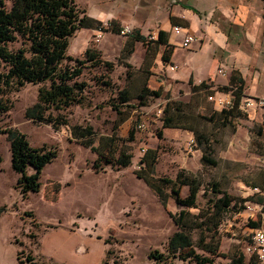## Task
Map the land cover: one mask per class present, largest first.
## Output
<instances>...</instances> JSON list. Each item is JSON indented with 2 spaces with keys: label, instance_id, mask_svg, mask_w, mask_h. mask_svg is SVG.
<instances>
[{
  "label": "rangeland",
  "instance_id": "374dc122",
  "mask_svg": "<svg viewBox=\"0 0 264 264\" xmlns=\"http://www.w3.org/2000/svg\"><path fill=\"white\" fill-rule=\"evenodd\" d=\"M75 1L89 15L99 10L108 15L96 27L78 28L70 36L68 51L83 57L84 49L92 46L112 65L85 63L80 78L87 82L86 97L60 111L66 122L58 127L25 116L26 107L36 100L40 83L26 82L0 93L1 101L10 105L7 111H0V207H4L0 211V264H32L28 255L36 259L35 264H95L97 240L101 245L97 264H157L148 253H167V239L177 228L169 213H177L181 208L192 213L202 207L209 209L206 207L210 199L223 192L233 199L218 226L220 254L214 255V260L223 263L234 251L249 257L245 231L249 219L246 212L239 214L236 210L257 202L258 195L264 197L260 187L264 180V111L242 110L223 125L209 118L219 108L209 95L227 92L224 86L229 83V75L235 73L233 68L246 77L258 73L264 79V2L157 0L154 10L140 0ZM6 2L9 5L10 0ZM190 5L199 13L196 29L187 26L189 30L203 39L206 29L216 25L225 32L228 44L216 46L210 41L198 49L195 43H176L171 58L164 61L163 46L150 40L145 52V43L132 40L138 28L135 24L143 23L144 28L147 22L149 29H138L147 41L156 37L164 23L168 38L180 39L171 32V25L186 26L183 13L192 11L185 9ZM176 9L181 13L177 14ZM126 13L131 15L134 25L122 19ZM169 13L173 15L170 20ZM114 15L116 18L110 19ZM124 25L133 27L132 32L122 33ZM100 26L103 32L99 36ZM9 45L16 47L20 41ZM212 61L214 78L204 79L208 86L198 87L200 80L195 82L192 77L186 80L189 68L198 77L207 72ZM172 63L179 67L170 68ZM219 68L227 76H221ZM183 75L186 81L172 78ZM144 85L157 89L159 94L138 97ZM122 90L128 93L127 100H121ZM260 90L264 92V86ZM169 100L177 101L185 109L187 119L197 115L193 123L207 140L201 137L198 142L194 132L185 127L163 126V107ZM74 125H91L92 132L76 136ZM10 126L24 132L32 145L47 144L57 149L53 160L41 168L39 189L25 198L15 186L19 173L11 166L10 143L3 131ZM110 135L116 154L119 149L132 154L129 165H93L97 153L84 141L103 149L105 137ZM146 148L155 153L154 175L174 178L182 171L199 180L196 206L179 205L172 196L162 204L158 195L135 174ZM203 153L215 162L203 160ZM34 171L32 165H27L26 172ZM164 189L169 192V186ZM180 193H188L186 184L181 186ZM26 211L32 214L27 216ZM198 234L197 229L192 230L194 243ZM77 246L88 247V252L76 251ZM197 250L209 254L198 247ZM159 264L196 263L168 255Z\"/></svg>",
  "mask_w": 264,
  "mask_h": 264
},
{
  "label": "trees",
  "instance_id": "16d2710c",
  "mask_svg": "<svg viewBox=\"0 0 264 264\" xmlns=\"http://www.w3.org/2000/svg\"><path fill=\"white\" fill-rule=\"evenodd\" d=\"M86 13L85 9L78 6L75 0H0V93L12 87L19 88L26 82L40 83L37 88L36 100L25 109V116L33 120L51 123L54 127L66 122V118L60 111L71 104L84 101L87 82L80 76L88 62L91 65H112L109 59L100 57L99 49L87 46L83 57H78L68 51L70 36L80 27H96L100 23ZM111 23H114L111 20ZM101 27V26H100ZM113 28L118 29V27ZM132 40H141L145 43V52L148 50V42L155 43L162 48V59L169 60L173 45L168 42V31L159 28L156 37L146 40L145 35L138 30L132 34ZM19 40L20 45L11 47L9 44ZM132 48V47H131ZM198 87L208 86L204 79L197 83ZM224 90L233 95L232 104L229 107H219L211 113L210 119H215L220 124H227L241 113L239 108L242 92V79H236L231 75L229 85ZM147 94L158 95L157 89H149L142 86L138 97ZM121 100L129 98L125 90L121 92ZM10 105L0 99V111H7ZM163 126H179L192 130L197 138L205 135L199 131L193 120L197 115H191L187 119L186 111L179 106L177 101L169 100L163 107ZM76 136H85L92 132L91 125H74ZM7 134L11 151V166L19 173L15 186L19 188L22 198L29 192L37 191L40 187L39 175L41 168L53 160L57 155L55 146L47 144L32 145L26 134L16 127H7L3 130ZM208 137H205L207 140ZM113 137H105L103 149L84 141V144L97 153L93 165L100 167L103 163L117 166H127L131 163L132 154L123 149L115 153ZM204 150L207 151L205 144ZM107 148L109 151H103ZM106 152V153H104ZM150 152V153H148ZM146 148L139 159V167L135 174L142 178L146 184L158 195L162 204L166 203L167 197L172 196L179 205L196 206L197 194L200 186L199 180L186 172H178L176 177L156 176L153 173L155 153ZM201 158L207 162L214 163L213 157L203 153ZM27 165L35 168L34 172H26ZM188 186V193L181 195L182 185ZM215 184V183H214ZM169 186V192L165 191ZM264 189V180L261 183ZM232 197L223 192L216 198L210 199L209 209L200 208L198 212L192 213L181 208L177 213H169L176 229L169 235L166 242V251H150L148 257L154 258L157 264L168 255L176 256L183 260H193L196 264H243L245 261L242 251H234L224 263L214 260V255L219 252L218 226L226 208L231 205ZM246 199V198H245ZM244 199V200H245ZM257 202L264 204L263 195H258ZM241 205L236 212L241 211ZM4 207H0V211ZM27 216L31 211H26ZM31 220V219H30ZM259 218L249 219L251 226L256 225ZM198 230L196 242L191 237L192 230ZM197 247L208 251L203 254ZM27 259L35 264L32 256ZM15 264H19L15 262Z\"/></svg>",
  "mask_w": 264,
  "mask_h": 264
},
{
  "label": "crops",
  "instance_id": "0c3cea01",
  "mask_svg": "<svg viewBox=\"0 0 264 264\" xmlns=\"http://www.w3.org/2000/svg\"><path fill=\"white\" fill-rule=\"evenodd\" d=\"M141 1V3L142 2H147L146 4H145V6H147V7H149V8H152V9H154V10H156V7H157V0H140ZM263 2H264V0H262ZM124 2V1H123ZM124 4V3H123ZM189 8H191L192 9V11H186V12H184L183 14H184V16H185V18H187L185 21H184V25H186V26H184V30H188V31H191V30H189V28L187 27V26H190L191 28H192V30H195L196 29V26H195V20H196V17H198V13H199V11H198V9L196 8V7H194V6H192V5H190L189 7H187V8H185L186 10H189ZM175 12H177V14H179V13H181V11H179L178 9H176V11ZM129 13V12H128ZM128 13H126V14H124L123 15V20L124 21H129L132 25H134L133 24V22H132V19L130 18L131 17V15L130 14H128ZM92 17H94V18H96V19H99V20H104L105 19V17L108 15L106 12H104V11H102V10H99L98 12H96V13H94V14H90ZM169 20H170V17L171 16H173L171 13H169ZM111 18H116V16L114 15L113 17L111 16L110 17V19ZM108 19V18H107ZM188 19L190 20V22L188 21ZM146 21V20H145ZM151 21V20H150ZM144 22V21H143ZM171 22V21H170ZM148 23V22H147ZM146 23V26H144V28L142 27V25H144L143 23H141V24H135V26H137L138 28H136L137 30L139 29V30H141L142 32H144V29H149V26L148 25H150L149 23L147 24ZM133 27H131V29H132ZM161 28H163V29H165V30H167V28L165 27V23L162 25V27ZM159 29V28H158ZM133 30V29H132ZM140 32V31H139ZM191 32H193V31H191ZM141 33V32H140ZM173 33V32H172ZM142 34V33H141ZM173 35H179L180 36V39H177V40H173V41H171V39L170 38H168V42L169 41H171V42H173V43H170L171 45H175L176 43H180V40H181V38H182V35L181 34H174L173 33ZM226 39H227V36H226V34H225V32H223V31H219L218 30V28H217V26L216 25H212V26H210V27H208L207 29H206V31H205V35H204V37H203V39H201V38H199V40L198 41H195V42H193V43H195V47H197L198 49L203 45V44H208V42H210V41H212L215 45H216V43H218V44H220V46H224L226 43H227V41H226ZM190 44H192V43H190ZM228 44V43H227ZM217 46V45H216ZM215 46V47H216ZM145 48H146V46H145ZM172 51H173V49H172ZM172 51H171V53H172ZM171 53H170V56H169V59L171 58ZM215 59V58H214ZM179 67V66H178ZM177 67V68H178ZM167 68V67H166ZM214 62L212 61L210 64H209V66H208V68H207V72L205 73V74H203V75H201V76H198V77H194V75H195V70L191 67V68H189L185 73H187V75H186V80H190L191 79V77L193 78V80H195V82H198L199 80H201V79H205V78H209V79H211V81L213 80V74H212V72H213V70H214ZM231 70H235L234 72L235 73H231L230 75H229V78H228V82H229V79H230V77H231V75H233L236 79H242V92H243V95L242 96H244V95H249V94H251V95H260V96H264V92H262L261 90H260V88H262L263 86H264V84H262L263 82H261V81H264V79L258 74V73H256V74H252V75H250L249 74V76L248 77H246V75H244V73H238V71H237V69H235V68H233V69H231ZM171 76V75H170ZM208 76V77H207ZM222 76V75H221ZM225 76H227V75H225ZM261 77V78H260ZM172 78L174 79V80H184V75H183V78H180V77H178V76H172ZM186 80H184V81H186ZM228 85H229V83H228ZM263 85V86H262ZM244 87H245V91H244ZM218 92V91H217ZM227 92H230V91H227ZM236 213H239V214H241V212L239 211H237ZM255 218H260V215H257V217H252V218H248V219H255ZM251 224H248L246 227H245V231H246V234H247V236H248V234H249V232H250V230H251ZM43 228V227H42ZM59 228V227H58ZM52 229H54V230H56L57 228H52ZM43 230H48V229H44L43 228ZM68 230V229H67ZM70 232H73V231H70ZM94 238V237H93ZM249 238V237H248ZM95 239V238H94ZM95 240H97V239H95ZM38 242H39V239H38ZM96 246V253H97V257H96V263L95 264H97V262H98V259H99V248L101 247V245H100V241L99 240H97V245H95ZM76 251H78V252H82V253H86V252H88V247H80V246H77L76 247ZM150 252V251H149ZM144 252L142 251V254H143ZM146 254V253H145ZM149 254V253H148ZM250 255H249V257H247L246 258V256H244V258H245V261H244V263L243 264H264V263H261V262H259L258 260H257V258H256V256L253 254V253H249ZM245 255V254H244ZM229 260V258L227 259V261ZM226 262V261H225ZM224 263V262H223Z\"/></svg>",
  "mask_w": 264,
  "mask_h": 264
},
{
  "label": "built area",
  "instance_id": "2783aa9c",
  "mask_svg": "<svg viewBox=\"0 0 264 264\" xmlns=\"http://www.w3.org/2000/svg\"><path fill=\"white\" fill-rule=\"evenodd\" d=\"M102 32L103 31L101 27H99L98 35L100 36ZM121 32L124 34H128L132 32V29L129 25H124L121 28ZM171 32H173L174 34L182 35L180 43L184 46H187L190 43L199 40V37L195 33L184 30V26L178 23L171 25ZM170 68H177V65L172 63L170 65ZM218 72L221 75L226 74L225 70L222 68H219ZM209 98L213 99L217 107L227 108L232 104L233 101V95L231 92L218 91V93L214 95H209ZM239 108L241 110H248L249 108H259L264 111V97L244 95L240 99ZM243 211L246 212V216L248 218H252L253 216L257 217V215H260L259 222L251 227V230L248 234L249 241L246 248L248 251H250V253H253L256 256L259 262L264 263V204L259 202L247 203L240 212Z\"/></svg>",
  "mask_w": 264,
  "mask_h": 264
}]
</instances>
